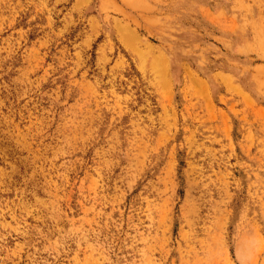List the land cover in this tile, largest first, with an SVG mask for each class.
<instances>
[{
    "label": "rangeland",
    "instance_id": "rangeland-1",
    "mask_svg": "<svg viewBox=\"0 0 264 264\" xmlns=\"http://www.w3.org/2000/svg\"><path fill=\"white\" fill-rule=\"evenodd\" d=\"M0 264H264V0H0Z\"/></svg>",
    "mask_w": 264,
    "mask_h": 264
}]
</instances>
